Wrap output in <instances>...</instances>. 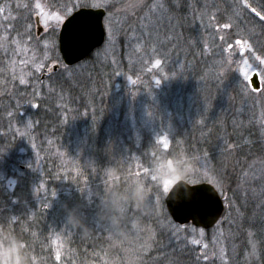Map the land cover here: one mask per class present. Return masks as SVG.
<instances>
[{
    "label": "rangeland",
    "instance_id": "374dc122",
    "mask_svg": "<svg viewBox=\"0 0 264 264\" xmlns=\"http://www.w3.org/2000/svg\"><path fill=\"white\" fill-rule=\"evenodd\" d=\"M37 2L43 5L46 12H55L63 15L65 19L68 10L70 9L72 12L82 7L84 0H0V8L4 9L3 12H0V89L5 82L2 79L5 77L12 85L11 94L5 93L8 99L12 97V100L4 99L0 102V110L3 112L2 120L4 119L3 123H5V131H0V184L7 193L17 185V179L28 174L31 176L30 189L35 206L39 209L48 207L54 198L57 199L47 188L48 184H45V171L52 167L50 158L53 156L58 161L57 164L61 167L62 175L78 172L79 165L76 167L77 161L71 157H77L78 154L70 156L69 150L78 152L76 140L78 134L84 133H69L68 143L64 142L63 145L57 143L59 140H65L63 135L50 134L52 137L49 136L50 138L41 145L39 136L34 132L38 122L34 121L32 112L24 113V110H35L33 102H37L41 98V92H51L50 94L54 93L57 97V92L62 88L60 84L67 80L72 81L73 78L78 80L86 77L89 70L92 71L91 67L94 61L99 68V74L93 75L96 82L90 80L92 91L97 90L99 94L104 95L103 97L114 99L112 102L117 103L118 112L114 114V121L121 122L119 126L125 130L121 133L125 136L118 139V147L121 148L123 156H129V164L132 165L131 172L133 171L138 183L146 188L153 201L156 200V197L154 191H149L151 186L154 188L160 186L161 190L162 186L156 182V178L155 181L152 180V177H155L151 174L152 162L162 155L187 157L189 153L185 152L181 146L178 150L175 148L172 136L174 137L177 130L182 128V123H185L184 127L188 126L185 127L186 129H191L192 126L188 123L192 124L197 120V117L203 120L201 115L207 117V112L202 113L205 104H207L208 111L215 103L225 105L227 112L230 111V104L239 105L236 102H231L233 99L230 97L233 98V96L227 93L230 87H234L238 95L242 96L238 99L239 101L237 100L241 105L237 106L235 113L236 123L240 125V129L254 126V137L258 139V144L264 149V64H260L256 60L257 56L264 59V37L261 40L257 39L262 32L258 31L261 22L257 24L253 22V16H258L252 11L253 6H251L250 0H247L250 5L247 9L242 8L241 0L231 1L233 6L235 5V9L233 8L232 11L235 19L232 20V23L227 20L228 18L216 17L215 12L206 10L205 6L203 8L196 5L195 0H188V9L193 13V20L196 24L191 25V28L197 32V40L202 43L203 47V54L200 55L201 63L204 66L212 67L218 62L216 64L218 70L214 69L208 73L211 81L215 82V75L218 84L222 87V102H206L205 104L195 102L193 96L191 97L190 87H187L190 75L184 74V53L186 51L183 50V44L185 46V39L173 29L174 23L179 24V19L175 22L178 17L173 16L168 8L167 0H106V5L102 8L105 10L103 25L106 36L104 43L92 53L91 58L70 67L62 64L55 40L61 24L50 20L49 24L55 26V31L46 28L42 19L37 15L35 9ZM157 3L164 5L163 15L158 9L152 7ZM73 5L77 6L73 7ZM135 9L136 11H134ZM177 9L180 10L179 6ZM191 13L188 11V14L191 15ZM110 17L112 18L111 32L109 31ZM149 17H152L153 20L152 36L145 35L144 39H147L148 45L155 44L157 50L151 52L147 46H142L137 52L138 43L143 45V39L138 40L141 24H147ZM224 23H229L232 26L225 29L223 28ZM199 30L203 32L202 36ZM238 40L246 43L251 50H242L237 44ZM162 42L164 46L171 44L174 50L177 46L180 47L179 52L176 53L170 47L166 49L160 45ZM156 60H160L159 65L156 64ZM190 61L192 60L190 59ZM244 61H247L250 69ZM243 71H248L249 77L253 73H259V90H252L249 81L244 79ZM45 78L46 81H44ZM21 79L24 80V83L20 82ZM94 83L98 84H96V88ZM17 89L21 91L22 102L16 100L15 90ZM225 96L227 102L223 100ZM58 97H60V102H62L61 100L66 102L65 92H59ZM200 107H203L202 111L199 110ZM243 137L239 142L248 148V136ZM129 138L131 140L128 142L132 145L130 148L123 144ZM165 142L169 145L167 149L163 147ZM218 143H221V147H225L226 150H229L233 145L231 143L227 146L228 141L222 138ZM182 144H184L183 140ZM180 148V153H175L179 152ZM9 149L15 152L14 156L18 163L26 167L21 172L16 166L13 174L17 179H8L5 175L7 174L6 168H4L7 158L5 156L8 155ZM153 150L154 152L151 153ZM193 153L195 157H187L193 161L192 177H195L197 182L203 181L212 184L219 192L226 209V195L223 193L222 186L219 185L217 179L219 174L211 160L205 155L196 154L195 150ZM43 155L48 156L43 157ZM244 160L251 163L246 166L250 168L249 170H254L256 175L260 173L259 176L264 177V150ZM46 163L48 167H46ZM80 175L81 173L71 176L79 179ZM111 175L112 173L108 175L109 179L112 178ZM83 182L82 179L81 183L83 184ZM261 186L264 187V182ZM89 193L90 188L84 183L82 194L88 196ZM227 200L230 202L229 199ZM229 204L232 205V202ZM30 213L34 214V212ZM154 215L159 217V223L162 229L168 232L171 241L176 238L175 245H187V249L191 247L201 250V253L197 251L195 256L203 258V261L215 263L213 259L217 258L219 261L217 263H225L226 259L228 262L231 259L230 256L229 258L225 257L223 252L225 243L220 237L223 226L215 225L208 230L195 229V232H192L191 229L194 228L191 226L174 224L167 212L165 214L160 207L157 208ZM9 216L14 220L17 214L11 210ZM201 232L203 236H201ZM65 233L67 231L62 228L59 233L49 236L52 239L53 248L56 254L59 253V256L65 251L63 249V242L65 243L67 238ZM243 236L246 237L244 240L246 239L247 245L243 252L242 262L244 264L261 263L262 260L258 254V251L261 250L258 234L255 232L250 234L249 230H245ZM193 239L199 240L200 243H191ZM248 242L252 248H249ZM231 250L233 258L231 262L234 264L237 261L235 247L234 252L233 247Z\"/></svg>",
    "mask_w": 264,
    "mask_h": 264
},
{
    "label": "trees",
    "instance_id": "16d2710c",
    "mask_svg": "<svg viewBox=\"0 0 264 264\" xmlns=\"http://www.w3.org/2000/svg\"><path fill=\"white\" fill-rule=\"evenodd\" d=\"M195 1L196 5L203 8L205 6L206 10L215 12L216 17L220 19L228 18L227 20L231 23L235 19L232 15L233 8L235 9V5L233 6L231 3L232 0ZM250 1L251 6L264 15V0ZM167 5H169L168 8L173 16L178 17L175 22L179 19L178 25L174 23V31H177L179 36L185 39V46L183 44V50L186 51L183 52L184 74L190 75L187 87H190L191 97L193 96L195 102H203V104L222 102V87L218 84L216 76L214 75L215 82H212L208 73L214 69L218 70L216 65L218 62L216 61L217 63L212 67L204 66L201 63L200 55L203 54V47L202 43L197 40V32L191 28V25L196 24L193 20V13L188 9V0H167ZM177 6L180 10L177 9ZM188 11L192 16L188 14ZM253 22L255 24L261 22L258 31L262 32L257 39H263L264 21L259 16H253ZM199 33L201 36L203 35L200 30ZM55 40L57 41V38ZM160 45H163V42ZM164 47L174 50L171 44ZM179 48L177 46L174 51L179 52ZM91 55L85 60L91 58ZM91 68L92 71L89 70L86 77L78 80L73 78L74 82L67 80L60 84L61 91L65 92L66 102L64 100L60 102L58 93L61 91L57 92V97L54 93L50 94L51 92L44 91L40 93L41 98L37 102H33L35 110H24V113L32 112L34 121L38 122L34 132L39 136L41 145L52 137L50 134L63 135L65 140L57 142L63 145L64 142L68 143L69 133H84L78 134L76 140L78 152L69 150L70 156L78 154L77 157L71 156L73 160L77 161L76 167L79 165L78 172L71 173V175L81 173L79 179L73 178L70 174L62 175L61 167L57 164L58 161L52 156L50 158L52 167L45 171V184H48L47 188L57 199L54 198L50 206L39 209L32 199L31 176L26 174L19 179L15 177L13 170L16 166L21 172L26 167L18 163L14 156L15 152L9 149L8 155L5 156L7 158H4L6 163L3 164L7 172L5 175L8 179H17V185L7 193L0 184V233L14 235L24 241L32 264H233L231 262L233 261L231 247H233V252L234 247L236 251L237 261L234 264H244L242 256L247 244L243 234L245 230H249L250 234L255 232L259 236L261 250L258 251V254L262 261L258 264H264V187L261 186L264 177L262 175L260 177V173L256 175L254 170H249L250 168L246 166L251 163L244 160L264 149L258 144V139L254 137V126L240 129V125L235 121L237 106L241 105L238 102V99L242 97L241 94L238 95L237 90L230 87L227 93L233 96V98L230 97L233 99L231 102H236L239 105L230 104V111L227 112L225 105L215 103L211 106L208 103L211 106L208 111L207 104H205L202 113L207 112V117L201 115L203 120L197 117V120L192 124L188 123L192 126L191 129H186L185 127L188 126L184 127L185 123H182V128L180 127L176 135L172 136L175 148L178 150L181 146L185 152L189 153L187 157H195L193 153L195 150L196 154L205 155L211 160L219 174L217 177L219 185L222 186L223 193L226 195V209L216 225L223 226L220 236L225 243L223 252L225 257L229 258L230 256L231 259L229 262L226 259L225 263H217L219 262L217 258L213 259L215 263L207 262L203 261V258L195 256L197 251L201 253V250L191 247L187 249V245H175L176 238L171 241L168 232L162 229L159 217H155L154 214L144 216L130 199H123L130 195L133 186L138 181L133 175V171L131 172L132 165L129 164V156H123L121 148L118 147V139L125 136V134H121L125 132L124 128L119 126L121 122L114 121L118 105L116 102H112L114 99L103 97L104 95L99 94L97 90L92 91L91 81H97L93 79V75L99 74V68L95 61ZM46 80L45 78L44 81ZM2 81L5 82L0 89V102L4 99L12 100V97L8 99L5 94H11L10 81L7 77ZM44 81L42 80L43 83ZM42 82L40 81V83ZM15 92L16 100L22 102L21 91L17 89ZM15 92L12 90L13 95ZM226 96L224 101L227 99ZM200 109L202 111L203 107ZM2 116L3 112L0 110L1 132L5 131ZM243 136H248V148L239 142L244 138ZM220 138L228 141L227 146L232 143V147L229 150L221 147V143H218ZM130 140L131 138L123 144L130 148L132 146L128 142ZM182 140L184 144H182ZM180 151L181 148L179 152H174L180 153ZM153 152L154 150L151 151V153ZM49 153L51 154V152ZM46 167H48L47 163ZM52 168L54 169L52 170ZM110 173H112L111 179L108 178ZM82 179L83 184L85 183L90 188L88 196L82 194ZM157 187L151 186L150 190L155 194ZM113 198L120 199L121 214L126 221L124 234L120 236H117L111 225L107 221L101 220L99 215ZM163 198L161 190L159 199L157 200L156 197L154 202L157 208L160 207L166 214ZM231 202L232 205L229 204ZM65 204L69 208H77L83 215L85 222L92 229L90 236L81 235L66 223L63 210ZM11 210L17 214L14 220L9 218ZM30 212H34V214ZM186 226L190 227V225ZM62 228L67 231L65 233L67 238L65 243L63 242L65 251L58 259L49 236L59 233ZM248 245L249 248H252L249 242Z\"/></svg>",
    "mask_w": 264,
    "mask_h": 264
},
{
    "label": "water",
    "instance_id": "95a60500",
    "mask_svg": "<svg viewBox=\"0 0 264 264\" xmlns=\"http://www.w3.org/2000/svg\"><path fill=\"white\" fill-rule=\"evenodd\" d=\"M104 16L105 10L102 8H78L63 20L57 35V46L65 66L78 64L104 43ZM249 83L252 90L260 89L257 73L250 76ZM188 187L192 194L190 199L177 201L164 196L168 216L179 226L190 224L203 230L212 228L225 210L219 192L207 182L190 184ZM181 209L185 211L181 212Z\"/></svg>",
    "mask_w": 264,
    "mask_h": 264
},
{
    "label": "clouds",
    "instance_id": "9594fccd",
    "mask_svg": "<svg viewBox=\"0 0 264 264\" xmlns=\"http://www.w3.org/2000/svg\"><path fill=\"white\" fill-rule=\"evenodd\" d=\"M193 161L185 156H165L154 160L151 164V174L156 182L163 186L169 183L167 196L173 200L190 199L189 185L193 173ZM123 199H130L138 211L144 215H152L157 211V205L149 196L146 188L137 183L132 192ZM66 223L81 235L90 236L92 229L85 222V218L75 207L63 205ZM100 219L107 221L117 236L124 234L125 217L121 214L120 199L113 200L102 209ZM0 264H32L31 256L26 250L25 242L14 235L0 233Z\"/></svg>",
    "mask_w": 264,
    "mask_h": 264
},
{
    "label": "snow or ice",
    "instance_id": "6c2138e0",
    "mask_svg": "<svg viewBox=\"0 0 264 264\" xmlns=\"http://www.w3.org/2000/svg\"><path fill=\"white\" fill-rule=\"evenodd\" d=\"M241 4H242V8L243 9H247L248 7H250V5L247 3V0H241ZM105 5H106V0H84L83 4L81 6L84 9H89V8H103V7H105ZM76 6L77 5H73V7H76ZM152 7H153V9H158L161 15H163V13L165 12V8H164V5L162 3L154 4ZM35 9L37 11L38 17H40L42 19V22L45 24L46 28H51L52 31H55V26L49 24L50 20H55L57 24L63 23V20H64V16L63 15L57 14L55 12H51V13L46 12L44 10V7H43V5L41 3H39V2L35 3ZM3 11H4V9L0 8V12H3ZM252 11L255 12L256 15L259 16L262 21H264V15H261L260 12H257L255 8H252ZM66 14L67 15H71V10L69 9ZM73 17L74 16H72L71 18H73ZM148 21L149 22L147 24H141V31H140L138 40L143 39V45H140L138 43L137 48H136L137 52L140 51V48L142 46H147V49H150L151 52H155L157 50L155 44L148 45L147 39H144L145 35H147L149 37L152 36V30H151V25L153 23L152 17H149ZM111 23H112V18L110 17L109 18V25H110L109 31L110 32H111ZM231 26L232 25H230L229 23H224L223 24V28H225V29L230 28ZM221 39H223V37H221ZM237 44L240 46V48L242 50H249V51L251 50L246 43H244V42H242L240 40L237 41ZM229 48H231V45H229ZM146 54H147V51H146ZM256 60H258L260 62V64H264V59H261L260 56H257ZM244 63L250 69V66L248 65L247 61H244ZM156 64L159 65L160 64V60H156ZM243 76H244V79L246 81H250V77L248 76V71H243ZM20 82L24 83V80L21 79ZM163 147L165 149H167L169 147L168 143L165 142ZM152 180L155 181V177H152ZM196 182H197L196 178L192 177L191 178V183H196ZM168 188H169V183L165 182V184L162 186V194L163 195H167ZM160 194H161V190H160V186H158L157 190H156V193H155V195L157 197V200L159 199V195ZM180 211L183 212L185 210L181 209ZM191 231L195 232V229H191ZM201 236H203L202 232H201ZM191 243L199 244L200 241L197 240V239H193L191 241ZM205 247H207V245H205ZM57 258L59 259V253H57Z\"/></svg>",
    "mask_w": 264,
    "mask_h": 264
}]
</instances>
